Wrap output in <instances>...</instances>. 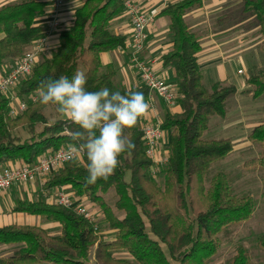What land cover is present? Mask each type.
<instances>
[{
	"label": "trees",
	"instance_id": "trees-1",
	"mask_svg": "<svg viewBox=\"0 0 264 264\" xmlns=\"http://www.w3.org/2000/svg\"><path fill=\"white\" fill-rule=\"evenodd\" d=\"M132 0H84L73 15L72 24L62 30L59 45L50 57H38L31 73L14 88L26 104L23 113L11 117L9 101L0 96V167L32 166L47 154L66 148L70 134L80 130L67 117L49 124L40 102V85L61 75L71 78L82 69L86 89L99 91H148L141 85L118 88L116 71L104 66L103 53L126 49L127 38L109 30L110 23L125 13ZM202 6L201 0H180L168 4L160 16L168 20L171 50L161 58L174 73L178 112H165L161 130L167 141V163L152 176L153 161L146 155L141 128L126 129L135 144L121 155L120 165L107 181L86 185V154L81 163L63 166L44 184L46 191L69 188L74 200H85L99 209L113 238L107 240L94 225L54 203L40 193L33 201L17 200L13 213L25 214L57 224L59 232L27 225L0 226V246H15L0 264H207L219 249V236L228 227L247 222L255 202L250 196L232 194L228 176L217 172L208 178L210 166L226 158L233 149L230 139L203 140L212 118L224 120L237 90L234 85L206 86L198 64L201 45L184 16ZM48 2L15 0L0 6V65L17 62L43 36L36 20L45 15ZM244 14L254 18L264 53V0H242ZM40 59V60H39ZM253 100L264 96V70L250 71L245 80ZM41 127L38 131L37 128ZM26 133L21 140L18 130ZM262 147L261 156L245 165H257L264 174V120L247 136ZM159 181V182H158ZM161 181V182H160ZM113 191L116 200L108 205L103 196ZM264 203V178L262 187ZM115 211L120 215L118 216ZM98 227V225H97ZM264 251V235L257 240ZM123 252L124 257L115 256ZM230 264H251L245 247L238 244Z\"/></svg>",
	"mask_w": 264,
	"mask_h": 264
},
{
	"label": "crops",
	"instance_id": "crops-1",
	"mask_svg": "<svg viewBox=\"0 0 264 264\" xmlns=\"http://www.w3.org/2000/svg\"><path fill=\"white\" fill-rule=\"evenodd\" d=\"M6 1L9 0H0V6ZM37 1L49 3V0ZM178 1L180 0H132L142 12L147 14L155 12L153 22L150 23L146 29L147 41L142 57L144 60L152 63L154 71L174 90L173 70L164 67L161 62V58L171 50L172 40L169 37L168 20L165 17L160 16V12L168 4H173ZM83 2L84 0H65L59 14L60 30L47 37L44 44V50L39 55L40 59L42 57H48L49 51L53 48H57L59 45V33L71 26L74 12L81 7ZM201 3L202 6L199 9L192 10L184 16V22L191 32L198 35L200 40L201 52L198 55V64L202 72L203 82L206 86H210L214 83L235 86L237 93L233 100L234 102L236 100V104L239 102L237 105L242 117L241 120L239 119V122L235 123V127L237 130L241 131L240 133L237 132L239 135H246L247 137L256 126H252L248 130L250 131L249 133L243 132V130L247 128L246 123L249 118H246V111L241 106L242 99L240 98L243 97L239 98L238 94L241 93V95L250 97L252 101L254 100L250 94L244 93V91L248 89L245 81L240 84V81L235 78L233 72H231V65H242L247 67L249 71H262L264 69V57L259 49L261 37L258 32V27L255 25L253 17L243 13L242 0H201ZM48 18L49 8L44 16L39 17L36 20V25L45 29L48 23ZM109 30L115 35H122L127 38L126 49L103 53L100 56L102 64L104 66L109 65L116 71L117 79L120 83L126 85L124 87L129 88L139 85L140 82L136 73L128 65V44L131 39L132 31L127 14L124 13L120 17L114 19L110 23ZM252 50L254 51L256 58L249 63L247 60L248 52ZM14 64L15 62L13 61L1 64L0 78L5 76ZM116 67L119 72H117ZM237 74L243 73L238 70ZM11 92L15 95L14 89ZM178 110V106L167 108L160 101L155 100L154 110L149 112L142 119V126L146 123H151L155 117L161 119L167 111L175 113L178 112ZM78 160L81 161V159ZM34 196H38V188L33 185L21 188L12 187L0 194V202L2 204V206L0 205V226L12 225V208L14 204L13 206H8L4 212L1 208L5 206V200L10 202L14 201V203L17 200L33 201L36 199V197L33 198ZM54 198V193L49 192L47 201L53 203ZM78 202L83 204L85 200H80ZM29 217V220L26 217L23 218L24 224L20 225L34 226V220L40 219L33 216ZM29 222L31 224L28 225ZM45 227L46 231H50L51 234L59 232V226L57 224L48 223ZM14 248L15 246H0V252L7 250L13 251ZM115 256L122 257L125 256V254L123 252H116Z\"/></svg>",
	"mask_w": 264,
	"mask_h": 264
},
{
	"label": "built area",
	"instance_id": "built-area-1",
	"mask_svg": "<svg viewBox=\"0 0 264 264\" xmlns=\"http://www.w3.org/2000/svg\"><path fill=\"white\" fill-rule=\"evenodd\" d=\"M64 3L65 0H49V18L46 28L43 31V36L33 44L31 49L14 64L5 76L0 78V96H4L8 99L9 115L11 117L23 113L26 109V104L18 100L11 91L22 79L30 75L39 55L44 50V44L47 37L60 30L59 14ZM125 13L129 18L132 31L131 39L128 44V65L136 73L141 85H143L148 91L147 100L150 99L151 104L149 112L154 110L155 100L160 101L167 108L176 107L175 90L170 85L166 84L165 81L154 71L152 63L144 60L142 57L147 41L146 29L148 25L153 22L155 12L149 14L144 13L135 3L127 1L125 3ZM133 52L136 53L135 59L132 55ZM160 125V118L155 117L151 123H146L141 127L145 153L154 164L152 171L153 177H156L157 170L167 163V141ZM81 158L82 155L77 159ZM74 160L76 159L70 158V154L66 147L57 152L43 156L32 166L23 165L8 168L1 167L0 194L12 187L29 184L37 186L38 193L44 198H48L49 192L44 189L45 181L53 173ZM52 191L55 195L54 204L67 210H71L76 215L93 224L95 230L98 229L96 219L92 212H90L81 202L74 200L66 188L57 187L52 189Z\"/></svg>",
	"mask_w": 264,
	"mask_h": 264
},
{
	"label": "rangeland",
	"instance_id": "rangeland-1",
	"mask_svg": "<svg viewBox=\"0 0 264 264\" xmlns=\"http://www.w3.org/2000/svg\"><path fill=\"white\" fill-rule=\"evenodd\" d=\"M12 2L14 1L9 0L3 3L2 5L9 4ZM55 49L56 48H53L49 51L48 57H50L54 53ZM262 55L264 57L263 52H262ZM255 58L256 56L253 50L248 52L247 60L249 63L255 60ZM6 62L10 63V61H6ZM231 69H230L231 72H233L234 77L240 81V84L241 82L244 83L245 79L249 76V73H250L249 69L242 65L233 64L231 65ZM116 70L117 72H119L117 67H116ZM238 70H240L243 74H237ZM80 71H82V69H80ZM114 85L118 88L122 86H126L120 83V81L117 79V75L114 78ZM14 92L16 94L15 90ZM238 97L239 98L243 97V98H240L242 99L241 106L246 111V114H245V116H247L246 118H249L246 123L247 128L244 129L243 132L249 133L250 131L248 130L252 126L254 125L257 126L258 124H261L264 120V96L254 101H252L251 98L247 97L246 95H241V93L238 94ZM238 103L239 102H237V104ZM237 104H236V100L235 102L234 100H232L228 108L227 116L224 120H220L218 117L212 118L209 122V127L207 131L204 132L202 136L203 140H219V139L228 138L233 143L232 152L223 160L218 161L210 166L208 170V178H210L215 173L220 172V171L226 173L228 176L229 185H230L232 194L238 197H242V196L252 197L255 202V208H254V212L250 220H248L247 222L241 223L239 225H233V226L228 227L226 230V234L219 236L218 252L213 258H211L208 261L207 264H230V260L235 254V247L238 244L243 245L245 249L247 250V253L250 257L251 264H264V251L259 249L257 245L258 238L264 235V203L262 200V187H263L264 174H263V171L257 165H245V163L251 160L258 159L261 156L262 147L259 144L250 143L247 140L246 135L245 136L239 135L241 131L237 130V128L235 127L236 126L235 123L239 122V119L241 120L242 117H241ZM43 114L46 117L47 122L49 124L53 123L58 118H61V117L65 118V116L60 114L56 110V107L53 105L47 106L43 110ZM160 120L162 121V117ZM40 129L41 127L37 128L38 131ZM16 136H18L21 140L27 137L26 133L21 129L16 132ZM74 162L81 163V161H79L78 159L74 160ZM3 168H8V167L3 166ZM51 176H49L48 179ZM28 185L29 184L18 185L16 187L21 188L24 186L27 187ZM53 191L51 190L49 192H53ZM35 197L37 196H34L33 198ZM103 199L108 205L113 206V203L115 202L116 197L113 191H109L105 196H103ZM4 203H5V206H3L1 210L5 212L8 206L10 205L13 206L14 201L10 202V201L5 200ZM0 205L2 206L1 202H0ZM83 205H85L88 208V210L92 212L94 218L96 219V224L98 225L100 233L104 235L107 240H111L113 238V233L107 229V226L103 221V216L99 212V209L94 207L87 201H85ZM115 213L118 216H120L116 211ZM25 217L28 220L30 219L29 216L13 213L12 224H17V225L24 224L23 218ZM29 224L31 223L29 222L28 225ZM33 224L34 226H37V227H40L46 230L45 226L48 225V222H46L45 220L39 219V220H34ZM48 232L51 233L50 231ZM11 254H12V250L1 251L0 257L4 256L6 258V257H9ZM87 264H93V251L90 254ZM170 264H176V263L171 262Z\"/></svg>",
	"mask_w": 264,
	"mask_h": 264
},
{
	"label": "clouds",
	"instance_id": "clouds-1",
	"mask_svg": "<svg viewBox=\"0 0 264 264\" xmlns=\"http://www.w3.org/2000/svg\"><path fill=\"white\" fill-rule=\"evenodd\" d=\"M135 59L136 53L133 52ZM85 73L77 70L69 78L61 75L40 85V102L53 105L80 130L70 134L67 151L71 159L86 154V185L107 181L120 165V157L135 148L125 135L126 129L142 127V118L150 111V99L142 91H110L104 87L89 91Z\"/></svg>",
	"mask_w": 264,
	"mask_h": 264
}]
</instances>
